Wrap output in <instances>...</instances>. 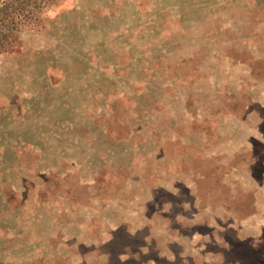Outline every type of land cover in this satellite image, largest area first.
Wrapping results in <instances>:
<instances>
[{
  "label": "rangeland",
  "instance_id": "374dc122",
  "mask_svg": "<svg viewBox=\"0 0 264 264\" xmlns=\"http://www.w3.org/2000/svg\"><path fill=\"white\" fill-rule=\"evenodd\" d=\"M18 11L0 264H264V0Z\"/></svg>",
  "mask_w": 264,
  "mask_h": 264
},
{
  "label": "trees",
  "instance_id": "16d2710c",
  "mask_svg": "<svg viewBox=\"0 0 264 264\" xmlns=\"http://www.w3.org/2000/svg\"><path fill=\"white\" fill-rule=\"evenodd\" d=\"M20 0H0V52L15 43L14 29L21 19Z\"/></svg>",
  "mask_w": 264,
  "mask_h": 264
}]
</instances>
